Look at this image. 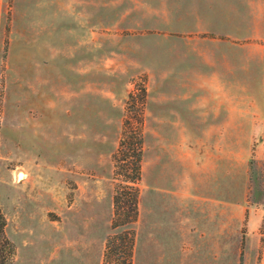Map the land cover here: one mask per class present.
I'll list each match as a JSON object with an SVG mask.
<instances>
[{
    "label": "rangeland",
    "instance_id": "rangeland-1",
    "mask_svg": "<svg viewBox=\"0 0 264 264\" xmlns=\"http://www.w3.org/2000/svg\"><path fill=\"white\" fill-rule=\"evenodd\" d=\"M92 1L96 3L95 27L89 29L88 39L91 45L93 30L94 85L84 82L82 90L72 83L69 93L62 85L61 59L55 52L64 41L61 16L63 9L67 14L72 10L87 14ZM104 4H109L110 14L105 12L103 18L97 10ZM78 30L65 39L78 38L86 45V31ZM189 47L215 57L214 70L208 63L203 65L216 76L221 73L224 83L236 81L231 75L237 67L238 84H156L146 60L171 51L183 56ZM82 52L79 57L85 59L86 52ZM139 55L142 64L136 62ZM162 93L238 95V117L220 119L218 124L228 128L215 134L216 146L224 153L233 151L231 166L224 158L219 176L224 197L227 192L233 200L238 197V237L233 228L229 237L224 233V241H199L202 253L215 257L212 263L199 264H264V0H0V209L7 225L11 221L9 233L18 247L13 264L17 257L18 264L36 259V247L26 241H70V207L77 200V181L79 185L88 182L93 190L95 216L84 217L83 227L95 228L98 239L108 231L107 241L112 235L134 231L136 240V224L112 227L116 190L125 185L124 176L117 175L115 154L124 135L140 134L142 177L135 185L140 202L149 189L150 100ZM76 112L84 116L77 117ZM232 125L238 126L237 133ZM51 163L56 164L53 176L48 170ZM27 177L26 189L22 181ZM35 184L44 192L43 207L52 210L48 217L55 221L53 235L48 230L51 223L42 235L37 222H26L24 227L27 220L22 211L18 214L21 222L13 220L17 206L24 205V200L27 205L33 202L28 196ZM60 209L62 214H58ZM19 223L23 225L20 230ZM252 224L256 233L250 232ZM48 252L33 264L47 261ZM65 255L59 252L61 264Z\"/></svg>",
    "mask_w": 264,
    "mask_h": 264
},
{
    "label": "crops",
    "instance_id": "crops-1",
    "mask_svg": "<svg viewBox=\"0 0 264 264\" xmlns=\"http://www.w3.org/2000/svg\"><path fill=\"white\" fill-rule=\"evenodd\" d=\"M95 4L92 1L87 5V14H80L73 10L67 14V10L63 9L61 32L64 41L55 52L60 55L59 59H61L59 76L62 85L69 93L73 91L72 83L81 86L82 90L84 82L86 86L88 83L92 87L94 85L93 30H90L91 45L88 38L89 29L95 27ZM108 5L98 6V14L102 12L103 18L105 12L108 14L110 11ZM78 8L76 6V9ZM79 28L86 31V34L83 32L86 36V45L84 40L78 38L72 42L65 39V37L76 35L74 30L79 31ZM80 51H83L81 54L86 52L85 59L79 57ZM182 53L183 56L172 51L160 53L157 59L155 58L156 60L152 57L151 60H146L150 63L148 69L152 71L156 84L196 87L238 84L237 67L234 68L235 73L231 75V80L236 81L224 83L221 73L216 76L212 73L213 71L203 65L204 62L208 63L214 70L215 57L206 55L207 52L197 51L194 47L184 49ZM140 57L142 58L140 55L136 58V62L142 64ZM84 97L86 98L87 95H83ZM150 102L153 125L149 189L142 193L139 202V218L135 223L134 264H199L200 261L206 260L212 263L215 257L212 254L209 257L206 256V252L202 253L199 241H224V233L229 237L233 228L238 237L239 226L236 212L238 197L236 196L233 200L230 192H227L224 197L220 181L221 163L223 164L226 158V165L230 167L233 151L229 152L227 149L224 153V150L216 146V142L219 141L216 140L215 134L227 127L218 124L220 119L238 117L239 97L237 94L224 93L205 94L204 96L162 93L153 96ZM76 115L77 117L84 116L78 112ZM88 115L87 112L86 116ZM207 119H213V122L208 124ZM233 128L237 133L238 126L232 125L231 130ZM234 156L235 163L238 164L237 151ZM48 170L53 176L56 164L51 163ZM29 180L30 178L27 177L22 181L23 188H28ZM77 184L79 186L76 190L77 200L70 207L71 223H73L70 241H26L25 243H30L37 249L36 259L33 262L42 257L41 254L48 249L50 252L48 260L43 259L42 263L40 258V264H52L55 260H59L58 264H61L59 258L61 251L66 254V260L62 264H103L108 231L105 236L103 234L102 239H98L95 228L91 230L83 227L84 217L95 216L94 204L90 198L93 190L88 182L79 185L77 181ZM34 186L28 196L31 200L34 199L33 202L27 205L24 200V205L17 206L16 216L13 213V220L21 222L18 214L22 211L27 220L24 227H26V222L30 225L37 222L43 228L39 229L42 235L44 229L46 230V224L51 223L52 228L48 230L53 235L57 232L54 227L55 221H50L48 217L52 210L47 211L42 205L44 198L42 187L36 184ZM226 188L229 189L228 183ZM26 198L25 196L24 199ZM79 198L82 205H79ZM62 210L60 209L58 214H62ZM224 213L227 218L225 228ZM10 224L11 221L8 219L7 235L18 249L15 239L9 233ZM22 228V223H19L18 229ZM250 232L256 233L254 224ZM228 237L226 241L229 240ZM40 249L43 252L39 254ZM212 251L213 249L209 254ZM19 262L17 257L14 264ZM33 262L30 261L29 264Z\"/></svg>",
    "mask_w": 264,
    "mask_h": 264
},
{
    "label": "trees",
    "instance_id": "trees-1",
    "mask_svg": "<svg viewBox=\"0 0 264 264\" xmlns=\"http://www.w3.org/2000/svg\"><path fill=\"white\" fill-rule=\"evenodd\" d=\"M143 141L136 131L124 135L115 154L117 175H123L124 187L116 190L112 227L131 226L139 215V191L135 187L142 177ZM7 220L0 209V264H13L16 247L6 234ZM125 236L127 241H125ZM134 231L112 235L107 241L104 264H132L135 245Z\"/></svg>",
    "mask_w": 264,
    "mask_h": 264
},
{
    "label": "bare ground",
    "instance_id": "bare-ground-1",
    "mask_svg": "<svg viewBox=\"0 0 264 264\" xmlns=\"http://www.w3.org/2000/svg\"><path fill=\"white\" fill-rule=\"evenodd\" d=\"M20 174H21V173H18V174H16V176L18 177ZM21 176L24 177L23 175H21Z\"/></svg>",
    "mask_w": 264,
    "mask_h": 264
}]
</instances>
